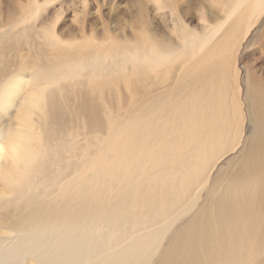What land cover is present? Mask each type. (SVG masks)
Listing matches in <instances>:
<instances>
[{
    "label": "bare ground",
    "instance_id": "6f19581e",
    "mask_svg": "<svg viewBox=\"0 0 264 264\" xmlns=\"http://www.w3.org/2000/svg\"><path fill=\"white\" fill-rule=\"evenodd\" d=\"M138 2L79 38L0 13V143L38 147L0 164V264H264V0Z\"/></svg>",
    "mask_w": 264,
    "mask_h": 264
},
{
    "label": "rangeland",
    "instance_id": "374dc122",
    "mask_svg": "<svg viewBox=\"0 0 264 264\" xmlns=\"http://www.w3.org/2000/svg\"><path fill=\"white\" fill-rule=\"evenodd\" d=\"M41 3L49 2V6H45L48 19L50 21L55 20V15L60 11L61 17L58 19V30L59 33L63 32V35L67 37L69 34L75 30L76 37H80L76 28L81 24V22H87V31L89 28H93L95 31L101 26V21L111 22L116 19L128 18L129 9L133 12L140 10L141 6L138 0H40ZM190 3L182 5L184 12L189 11L187 22L193 24L195 22V10H196V0H188ZM24 4L25 0H0V13L3 18H7V7L12 5ZM10 4V5H9ZM100 6L99 12H97V7ZM50 7V8H49ZM188 10V11H187ZM57 11V12H56ZM55 13V14H53ZM53 14V15H52ZM4 15V16H3ZM101 17V18H100ZM192 18V19H191ZM52 19V20H51ZM264 20V18H263ZM263 20L257 25V27L251 32L248 37V41L252 40L254 35L258 36L259 32L263 30ZM192 21V22H191ZM86 24V23H85ZM71 32H70V31ZM73 30V31H72ZM69 32V33H68ZM71 35V36H73ZM79 35V36H78ZM69 36V35H68ZM261 57V58H260ZM254 60V61H253ZM253 63L257 75L264 78V53L261 55L259 52L248 60ZM255 62V64H254ZM250 128L246 130V136L248 135ZM224 163V162H223Z\"/></svg>",
    "mask_w": 264,
    "mask_h": 264
},
{
    "label": "clouds",
    "instance_id": "9594fccd",
    "mask_svg": "<svg viewBox=\"0 0 264 264\" xmlns=\"http://www.w3.org/2000/svg\"><path fill=\"white\" fill-rule=\"evenodd\" d=\"M151 51L155 52L156 49ZM0 150V164L13 174H23L34 163L38 154V147L11 136L0 143Z\"/></svg>",
    "mask_w": 264,
    "mask_h": 264
},
{
    "label": "snow or ice",
    "instance_id": "6c2138e0",
    "mask_svg": "<svg viewBox=\"0 0 264 264\" xmlns=\"http://www.w3.org/2000/svg\"><path fill=\"white\" fill-rule=\"evenodd\" d=\"M0 151H2V150H0Z\"/></svg>",
    "mask_w": 264,
    "mask_h": 264
}]
</instances>
